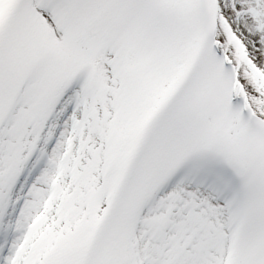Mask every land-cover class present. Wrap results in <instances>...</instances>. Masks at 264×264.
I'll use <instances>...</instances> for the list:
<instances>
[{
	"label": "snow or ice",
	"instance_id": "obj_1",
	"mask_svg": "<svg viewBox=\"0 0 264 264\" xmlns=\"http://www.w3.org/2000/svg\"><path fill=\"white\" fill-rule=\"evenodd\" d=\"M0 264H264V0H0Z\"/></svg>",
	"mask_w": 264,
	"mask_h": 264
}]
</instances>
